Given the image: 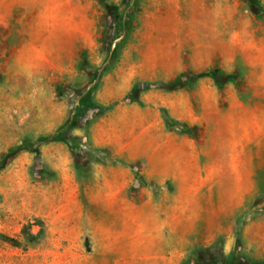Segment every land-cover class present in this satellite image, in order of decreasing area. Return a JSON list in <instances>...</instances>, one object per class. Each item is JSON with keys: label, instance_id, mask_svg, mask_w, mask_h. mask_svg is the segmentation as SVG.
Listing matches in <instances>:
<instances>
[{"label": "rangeland", "instance_id": "374dc122", "mask_svg": "<svg viewBox=\"0 0 264 264\" xmlns=\"http://www.w3.org/2000/svg\"><path fill=\"white\" fill-rule=\"evenodd\" d=\"M257 1L0 0V264H264ZM124 102L194 140L208 177L147 178L92 147Z\"/></svg>", "mask_w": 264, "mask_h": 264}, {"label": "crops", "instance_id": "0c3cea01", "mask_svg": "<svg viewBox=\"0 0 264 264\" xmlns=\"http://www.w3.org/2000/svg\"><path fill=\"white\" fill-rule=\"evenodd\" d=\"M144 109L135 104L119 103L108 114L97 118L89 128V140L94 148H105L113 157L125 162H140V170L147 178L208 177L195 163L184 159L198 154L195 141L183 136L178 140L159 139L161 124L145 118ZM161 136V135H160ZM178 148L174 149V145ZM182 158H181V157ZM196 162V161H195ZM186 166V167H184ZM193 167L194 169H191ZM126 165L109 166L103 179L108 194L117 196L128 182ZM205 173H207L205 171ZM104 209L118 205L115 197L102 204ZM120 207V204H119ZM169 226L173 224L166 222Z\"/></svg>", "mask_w": 264, "mask_h": 264}, {"label": "trees", "instance_id": "16d2710c", "mask_svg": "<svg viewBox=\"0 0 264 264\" xmlns=\"http://www.w3.org/2000/svg\"><path fill=\"white\" fill-rule=\"evenodd\" d=\"M246 2H248L249 3V5L252 7V8H254L255 10H261V6H260V3L256 0V1H254V0H246ZM50 137H48V138H45V140H47V139H49ZM50 139H55V138H53V136H51V138ZM44 139H39V141H43Z\"/></svg>", "mask_w": 264, "mask_h": 264}]
</instances>
